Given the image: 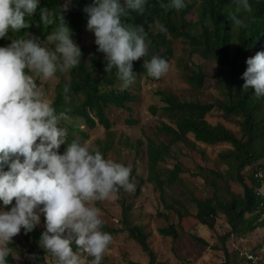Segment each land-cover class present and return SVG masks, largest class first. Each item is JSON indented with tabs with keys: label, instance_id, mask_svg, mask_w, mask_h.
<instances>
[{
	"label": "trees",
	"instance_id": "trees-1",
	"mask_svg": "<svg viewBox=\"0 0 264 264\" xmlns=\"http://www.w3.org/2000/svg\"><path fill=\"white\" fill-rule=\"evenodd\" d=\"M163 2L164 5L167 4V0ZM185 2L186 7L177 11L162 6L160 0H148L142 15L130 12L123 18L124 22L133 26L142 25L147 39L151 41L148 55L133 62V72L137 78H151L144 68L145 60L156 55L170 63L174 57V44L180 41L184 44L187 58L192 59L191 64H184L187 83L196 90H203L207 81L213 79L216 96L211 101H187L172 90L155 91L161 105L151 106L150 109L153 114L160 112V116L166 120L160 121L153 136H147L146 142L141 139L136 142L138 148L145 147L143 151L148 161L149 176L147 179H139L136 167L130 166V182L135 186L134 191L127 192L121 188L116 194L121 197L119 203L122 209V226L116 228L104 224L103 230L112 237L127 232L148 254L149 264H156V255L149 244L151 233L132 218L135 200L141 195L142 188L147 183H153L167 210L159 213V216L169 221L167 226L158 230L162 236L176 241L190 234L199 245L209 246L204 238L192 233L193 226L186 222L188 219L195 220L211 232L217 233L219 219L223 216L227 228L224 233L218 234L217 244L210 245L211 249L224 255V260L219 264H260L258 253L250 254L253 258L249 259L250 255L242 256L238 250L230 251L227 244L234 239H244L264 227V196L257 195V189H261L264 180L256 176L258 171L264 170V97H256L252 87L246 91L242 88V74L247 68V58L264 50V0H251L250 13L239 12L244 21L241 26L230 24L227 18L229 0ZM61 3L62 0H41L40 6L58 14ZM90 3L91 0H70L68 9L63 12L73 40L81 48L82 57L78 66L55 75L57 83L51 103L57 113L63 112L69 118L84 120L90 130L98 123L101 124L106 130L107 138L98 140L92 147L109 159L111 153L118 151L114 148L111 116L114 112L127 113L125 123L130 126L138 125L139 120L133 117V112L140 97L129 88L120 90L118 85L121 82L116 70L105 71V55L97 51L95 43L90 48L82 44V38L90 32L87 29L88 17L83 9ZM26 19L32 21L29 27L21 29L20 34H14V38L29 33L43 41L53 30L54 26L45 30L38 23L39 12ZM158 24L164 25L167 32H161ZM10 42L8 38L0 39V46ZM195 56L207 66L193 61ZM214 64L217 69L213 68ZM152 79L159 81L161 78ZM65 86L69 88L67 99L63 91ZM214 112L235 124L238 130L228 128L222 121L210 123L207 115ZM61 126L67 128L68 136L58 149L60 154L66 151L73 139L85 142L89 137L87 131L72 126L65 120L61 121ZM117 143L119 147L134 146L127 137ZM197 143L212 146L228 144L231 147L218 154L216 165L207 166L209 163L205 152ZM185 148L199 153L207 165L197 163L195 169L188 168L181 159L191 155L183 152ZM186 172L202 180L206 189L204 196L195 195L194 189L198 186L189 184L183 178L182 175ZM6 207L9 208L10 205ZM171 216L175 217L177 223L171 221ZM44 230L43 217V228L37 225L28 233L21 229V238L12 239L9 247L17 254L24 253L25 264H49V260L53 259L39 244ZM8 259L9 264H16L11 256Z\"/></svg>",
	"mask_w": 264,
	"mask_h": 264
},
{
	"label": "clouds",
	"instance_id": "clouds-1",
	"mask_svg": "<svg viewBox=\"0 0 264 264\" xmlns=\"http://www.w3.org/2000/svg\"><path fill=\"white\" fill-rule=\"evenodd\" d=\"M160 2L177 11L186 7L185 0ZM40 3L0 0V39L11 41L0 46V202L8 206L15 198L9 210L0 208V264H9L10 256L18 259L9 247L12 238L21 229L31 232L40 224L41 214L45 230L39 244L55 264H86V257L92 258L90 264H101L113 237L103 230L100 209L93 202L113 200L121 188L134 191L132 169L77 139L63 154L58 152L68 136L67 128L61 126L67 116L56 112L37 80L78 66L82 51L63 16L70 0H62L58 14ZM146 5L148 0H91L83 9L97 51L105 55V71L116 70L121 91L135 82L133 62L146 57L151 44L142 25L133 26L123 18L130 12L142 15ZM228 8L230 24L241 26L244 21L239 12L250 13L251 0H229ZM37 12L45 30L54 26L46 39L29 33L14 38L29 27L32 21L26 18ZM157 27L167 32L164 25ZM246 64L242 88L252 87L256 97H264V50L247 58ZM144 68L150 77L159 79L170 65L153 55L145 60ZM63 91L67 99L69 88ZM256 176L264 180V170ZM257 195L264 196V185Z\"/></svg>",
	"mask_w": 264,
	"mask_h": 264
},
{
	"label": "rangeland",
	"instance_id": "rangeland-1",
	"mask_svg": "<svg viewBox=\"0 0 264 264\" xmlns=\"http://www.w3.org/2000/svg\"><path fill=\"white\" fill-rule=\"evenodd\" d=\"M93 43H95V36L94 33L90 31L88 35L82 38V44L90 48ZM174 50V57L169 63V72L162 76L159 81L153 80L152 77H135V82L129 87L130 90L140 97L133 112V117L139 120V124L134 126L127 125L125 123L127 113L114 112L111 116L113 122L112 132L114 133L112 138L115 140L114 148L118 151L117 153H111L109 159L136 167L139 179L148 178V161L143 151L145 147L138 148L136 142L138 139L146 142L147 136H153L156 126L159 125L160 121L166 120L164 117L160 116V112L153 114L150 109L151 106L161 105L159 98L155 95V91L159 89L172 90L182 100L187 101H192L194 99L211 101L216 96L213 87L215 80L213 79L207 81L206 87L203 90H196L187 83L185 72L183 71L184 64H191L192 59L189 60L187 58V53L185 54V48L182 42H176L174 44ZM193 61L202 64L204 67L207 66V64L197 56L193 58ZM213 68L217 69L216 64L213 65ZM37 82L44 91L46 98L51 103L55 97L54 88L57 83L55 76L51 79H38ZM118 86L120 87V85ZM207 119L212 124L222 121L228 128L235 131L238 130L235 124L224 120L216 112L208 114ZM65 121L72 126L81 127L87 131L89 137L85 142L91 147L98 140L107 138L105 128L99 123L93 130H90L84 120L80 118L75 119L67 117ZM126 137L131 140L134 146L122 145L119 147L117 141L123 140V138ZM190 138L194 140L193 136H190ZM197 145L204 150L209 164L207 165L205 163L199 153L191 152L185 148L183 152H189L191 155L188 158L181 157V159L191 170L195 169L197 163L207 166L216 165L215 162L218 154L231 147L228 144L212 146L197 143ZM182 176L189 184L198 186L197 189H194L195 195L204 196L206 194V189L203 187L202 180L193 177L189 172L184 173ZM160 196V192L155 185L153 183H147L146 186L142 188L141 195L135 200V205L132 210L133 221L137 224H143L146 230L151 233L149 244L156 255V264H219L222 262L224 260L223 253L211 249L210 245L217 244L218 234L225 232L227 227H225L226 222L224 217L221 216L219 219L217 233L211 232L206 226L197 223L195 220H187L186 223L193 226L192 233L204 238L209 243V246L199 245L191 238L190 234L182 236L174 241L171 237H164L158 232L159 228L167 226L169 222L159 216V213L167 212ZM120 198L119 195H116L113 200L93 202V206L100 209V214L105 225L121 228L122 225L120 220L122 209L119 203ZM14 204L15 198L9 208L2 204L0 208L9 210ZM43 217V214H41V221L40 224H38L40 228H43ZM171 221L177 223L174 216H171ZM222 225L223 227H220ZM20 238V234H17L12 239L19 240ZM227 245L230 251L238 250L242 256H248L254 252L258 253L260 264H264V227L257 229L244 239L231 240ZM25 258L26 256L24 253H18V259H15L16 264H25ZM91 260V257H86V264H90ZM149 260L148 254L142 250L139 244L134 239H131L127 232H122L113 237L109 248L106 250L101 260V264H149ZM49 264H55V259H50Z\"/></svg>",
	"mask_w": 264,
	"mask_h": 264
},
{
	"label": "built area",
	"instance_id": "built-area-1",
	"mask_svg": "<svg viewBox=\"0 0 264 264\" xmlns=\"http://www.w3.org/2000/svg\"><path fill=\"white\" fill-rule=\"evenodd\" d=\"M249 257L253 258V256H252V255H250Z\"/></svg>",
	"mask_w": 264,
	"mask_h": 264
}]
</instances>
